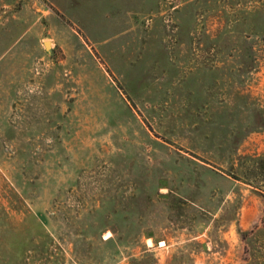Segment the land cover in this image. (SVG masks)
<instances>
[{"label": "rangeland", "instance_id": "1", "mask_svg": "<svg viewBox=\"0 0 264 264\" xmlns=\"http://www.w3.org/2000/svg\"><path fill=\"white\" fill-rule=\"evenodd\" d=\"M0 264H264V0H0Z\"/></svg>", "mask_w": 264, "mask_h": 264}, {"label": "water", "instance_id": "2", "mask_svg": "<svg viewBox=\"0 0 264 264\" xmlns=\"http://www.w3.org/2000/svg\"><path fill=\"white\" fill-rule=\"evenodd\" d=\"M44 46H45V49H46V50H49V48H50V42H49V41H46V42L44 43Z\"/></svg>", "mask_w": 264, "mask_h": 264}, {"label": "bare ground", "instance_id": "3", "mask_svg": "<svg viewBox=\"0 0 264 264\" xmlns=\"http://www.w3.org/2000/svg\"><path fill=\"white\" fill-rule=\"evenodd\" d=\"M161 245H162V243H161Z\"/></svg>", "mask_w": 264, "mask_h": 264}]
</instances>
